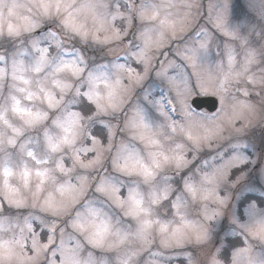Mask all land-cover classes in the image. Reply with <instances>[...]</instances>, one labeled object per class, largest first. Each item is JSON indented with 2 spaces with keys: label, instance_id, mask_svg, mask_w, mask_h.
<instances>
[{
  "label": "snow or ice",
  "instance_id": "snow-or-ice-1",
  "mask_svg": "<svg viewBox=\"0 0 264 264\" xmlns=\"http://www.w3.org/2000/svg\"><path fill=\"white\" fill-rule=\"evenodd\" d=\"M174 7L0 0V264H264V0Z\"/></svg>",
  "mask_w": 264,
  "mask_h": 264
},
{
  "label": "rangeland",
  "instance_id": "rangeland-1",
  "mask_svg": "<svg viewBox=\"0 0 264 264\" xmlns=\"http://www.w3.org/2000/svg\"><path fill=\"white\" fill-rule=\"evenodd\" d=\"M21 2H24V0H21ZM78 2H82V0H78ZM155 2L159 3V2H161V0H155ZM171 2L176 5V7L172 8L171 11L174 13L176 18H179L186 11V9L183 7V4L186 2V0H171ZM199 2L203 4L204 11L207 12L208 4L210 2H216V0H199ZM232 3L234 5L235 10L237 12H239L241 10V8L244 7L246 0H232ZM116 23L119 24V21H117ZM184 47L185 46L183 44H181L179 41H174L171 43L166 41L165 44L163 45V47H161L158 50L159 53H163V54L157 56V63L155 66L157 68H159L161 62L164 64H167L169 61H175L176 63H180L181 57H180V55L177 54V50L179 49L182 52ZM118 51H120V50H118ZM153 51H157V49L154 48ZM120 55H121V57H123L122 51H120ZM212 55L214 57V62H218L219 58L216 57V49L215 48H213V50H212ZM105 56L107 57V59L113 58L112 54L107 51V48H105L104 52H98L97 53V58L99 59V61L101 63L106 62V60L104 59ZM120 62L123 63V59H121ZM140 70L142 71V68ZM188 71L191 72V68H189ZM170 74H172L171 69H170ZM217 74H218V72H217ZM207 75L208 74L205 73V79L206 80H207ZM154 79H155V73L152 72L150 74L149 79L146 80L145 86H147L149 83H151ZM193 83H195V78H193ZM206 87L208 88V91L206 93H202L200 96H204V95L214 96L218 100V108H220V106H221L220 94L217 93L213 83L209 82L206 85ZM197 91H199V89H197ZM233 95L237 96L240 99L244 98L240 93L235 92V90H233L231 94H228L225 98L224 103L227 106L229 111H231L232 105L235 103V101L233 100ZM113 123L115 124V121ZM241 123H245V122L242 121V122L237 123L236 127H240ZM114 131H117V135L115 137V140H116V143L118 144L120 142V140L123 138V134L119 133L118 130H116V129H114ZM105 132H106V130H105ZM261 132H262V126H261V123L259 122V117H257L256 119L253 120L252 124L247 127L245 134L249 138H252L254 136L256 138L257 143H258ZM226 135H227V133H226ZM106 143H107V141H105V144ZM189 159H191V156H189ZM2 161H3V154H0V165H2ZM77 171L80 175H90V182H89L90 184H94L96 182L97 176H96L95 171H93L91 169H89L87 171H85L83 169H78ZM71 182L73 184H76L77 181L75 179V175L73 176V179L71 180ZM98 195L99 194H95L94 187L86 186L85 191L83 193V196L81 197V203H85L86 201H95L96 197ZM95 206L100 207V204L97 202V204ZM80 210L85 211V209H83V208H80ZM168 218H170V217H168ZM71 231L72 230L69 228L68 232H71ZM8 235H10V233L5 234V238H7ZM231 238H234V237H230V236L228 237V239H231ZM57 242H59V241L57 240ZM72 243H74V241H69L70 245Z\"/></svg>",
  "mask_w": 264,
  "mask_h": 264
},
{
  "label": "water",
  "instance_id": "water-1",
  "mask_svg": "<svg viewBox=\"0 0 264 264\" xmlns=\"http://www.w3.org/2000/svg\"><path fill=\"white\" fill-rule=\"evenodd\" d=\"M196 102L199 109L205 108L207 111H214L217 107V100L214 97H197Z\"/></svg>",
  "mask_w": 264,
  "mask_h": 264
}]
</instances>
